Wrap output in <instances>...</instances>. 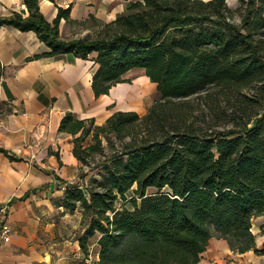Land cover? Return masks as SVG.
<instances>
[{"label":"trees","instance_id":"trees-1","mask_svg":"<svg viewBox=\"0 0 264 264\" xmlns=\"http://www.w3.org/2000/svg\"><path fill=\"white\" fill-rule=\"evenodd\" d=\"M237 3L132 0L115 21L73 40L58 36L68 8L48 23L38 0H23L27 17L0 18L35 33L50 49L45 57L95 53V98L136 68L155 84L159 97L144 115L119 111L97 126L66 112L60 121L81 179L86 158L102 151L99 136L110 135L97 177L84 189L67 185L61 200L82 210L84 254L98 236L95 264H197L212 237L233 253L264 255L251 233L264 215V0ZM90 134L96 144L84 146Z\"/></svg>","mask_w":264,"mask_h":264},{"label":"crops","instance_id":"crops-1","mask_svg":"<svg viewBox=\"0 0 264 264\" xmlns=\"http://www.w3.org/2000/svg\"><path fill=\"white\" fill-rule=\"evenodd\" d=\"M129 1L38 0V10L51 23L58 8H68L58 36L73 40L115 21ZM13 13L28 16L23 0H0V18ZM49 50L32 31L0 26V149L8 155L0 152V206H7L12 230L10 241L0 245V264H95L98 236L88 239L84 254L77 241L85 231L82 210L77 205L69 212L61 204L67 185L84 189L90 176L80 178L73 137L58 131L60 121L66 112L97 126L119 111L144 115V88L155 87L140 69L142 79L116 84L95 98L96 54L84 61L72 53L43 56ZM251 233L260 250L264 215L252 220ZM207 246L197 264H264V255L233 253L216 237Z\"/></svg>","mask_w":264,"mask_h":264},{"label":"rangeland","instance_id":"rangeland-1","mask_svg":"<svg viewBox=\"0 0 264 264\" xmlns=\"http://www.w3.org/2000/svg\"><path fill=\"white\" fill-rule=\"evenodd\" d=\"M225 2H226L227 7L231 10H235L238 7L237 0H225ZM234 18H235V20L238 19L236 14L234 15ZM100 29H101V27H97V29L94 31V33L98 32ZM128 76H129L128 80L130 82L131 80L134 81L136 79H142L143 73L140 69L136 68V69H132V71L129 73ZM138 84H140V83H138ZM148 86L146 85L144 88L145 89L144 90L145 91V102H144L145 112L147 111L148 107L155 101V99L157 100L159 97L157 92H156L155 87L150 86V85H148ZM91 136H92V134H90L84 138V140H83L84 146L96 144L95 141H93L94 139H92ZM107 137H110V135L102 134L99 136V139L101 140V148H102L101 153L100 152L90 153L89 156L86 158V165H85V168L83 169V171L87 172L86 176H90L89 179L87 180V184H90L89 180L92 177H97L96 174L100 170L98 168L99 164L104 159L108 158L112 154V149L106 141ZM111 141L114 143V148L116 150H118L119 145H120L119 141L114 140L113 137L111 138ZM150 191H152V190H149L148 192H150ZM130 195H131V193H128L126 196L128 197ZM117 203H119V202H117ZM125 205L128 209H130V210L132 209L131 204L126 203Z\"/></svg>","mask_w":264,"mask_h":264},{"label":"built area","instance_id":"built-area-1","mask_svg":"<svg viewBox=\"0 0 264 264\" xmlns=\"http://www.w3.org/2000/svg\"><path fill=\"white\" fill-rule=\"evenodd\" d=\"M12 230L7 224V206H0V245L10 241Z\"/></svg>","mask_w":264,"mask_h":264}]
</instances>
